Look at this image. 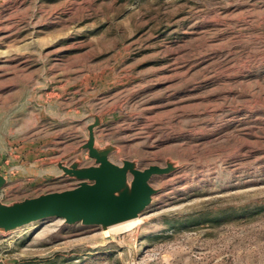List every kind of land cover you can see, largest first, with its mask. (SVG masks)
Masks as SVG:
<instances>
[{
  "label": "rangeland",
  "instance_id": "rangeland-1",
  "mask_svg": "<svg viewBox=\"0 0 264 264\" xmlns=\"http://www.w3.org/2000/svg\"><path fill=\"white\" fill-rule=\"evenodd\" d=\"M95 123L110 162L172 166L151 204L0 229V264H264V0H0V201L76 187Z\"/></svg>",
  "mask_w": 264,
  "mask_h": 264
},
{
  "label": "water",
  "instance_id": "water-1",
  "mask_svg": "<svg viewBox=\"0 0 264 264\" xmlns=\"http://www.w3.org/2000/svg\"><path fill=\"white\" fill-rule=\"evenodd\" d=\"M89 127V140L84 145L95 166L70 168L63 172L78 181L76 187L49 193L13 205L0 201V229L11 231L46 219L57 218L66 224L108 228L138 218L151 204L157 191L151 186L152 177L167 174L172 166H150L140 170L125 161L118 166L109 159V150L95 147L94 128ZM6 183L0 171V190Z\"/></svg>",
  "mask_w": 264,
  "mask_h": 264
},
{
  "label": "bare ground",
  "instance_id": "bare-ground-1",
  "mask_svg": "<svg viewBox=\"0 0 264 264\" xmlns=\"http://www.w3.org/2000/svg\"><path fill=\"white\" fill-rule=\"evenodd\" d=\"M137 219V218H136ZM127 222V221H126ZM124 223V222H123ZM138 223V221H135V219H132V220H129L127 223H125V224H123V225H118V224H116L115 225V227H111V228H117L118 230H121V229H124L125 228V230L126 229H129V228H131V227H133V226H135L136 224ZM121 224V223H120ZM114 226V225H113ZM116 229V230H117ZM110 230V229H109ZM115 230V231H116ZM112 233V232H111Z\"/></svg>",
  "mask_w": 264,
  "mask_h": 264
}]
</instances>
